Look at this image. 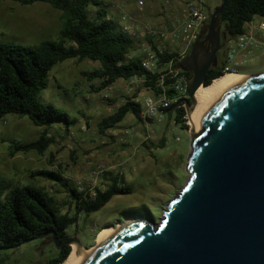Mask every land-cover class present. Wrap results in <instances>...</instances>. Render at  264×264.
<instances>
[{"label":"rangeland","instance_id":"rangeland-1","mask_svg":"<svg viewBox=\"0 0 264 264\" xmlns=\"http://www.w3.org/2000/svg\"><path fill=\"white\" fill-rule=\"evenodd\" d=\"M98 1L102 6L92 5L91 15H95L99 8H106L109 18L121 28L124 27L123 15L132 17L130 24L135 34L132 35L134 46L130 58L143 57V49L150 41V36L145 33L146 27H157L177 17L180 19L182 14V7L170 0ZM139 1L144 3L142 12H138ZM206 1L210 15L222 3V0ZM61 14L46 3L25 6L0 0V42L33 47L47 40L59 41L63 26ZM262 20L264 18H256V22ZM226 51L227 47L223 46L224 57ZM99 67V63L88 60L59 63L49 74L48 87L39 94L43 104L52 105L76 121L69 129L38 127L28 117L16 114L0 120V181L10 187L28 184L42 187L55 196L63 212L75 213L70 207L72 199L66 187L33 176L34 172L60 173L79 192L88 191L92 184L106 189L113 179L124 177L125 184L131 188L130 194L115 196L96 213H80L77 225L68 229L69 237L77 236L87 250L98 244L101 231L120 228L128 219L160 223L169 202L187 183L192 141L200 134V128L192 129L187 112L184 123H177L175 109L148 124L130 113L120 126L101 133L99 123L128 99L139 97L142 88L131 90L119 80L97 92L101 80L90 81L87 75ZM263 72L264 50L256 51L239 68L242 76ZM127 129H133V134H124ZM43 133L54 140L44 153L32 151L12 155L15 145L36 141ZM162 141L165 147L158 148ZM103 169L104 174H93ZM59 250L53 237L46 236L22 244L18 249L1 252L0 264H48Z\"/></svg>","mask_w":264,"mask_h":264},{"label":"water","instance_id":"water-1","mask_svg":"<svg viewBox=\"0 0 264 264\" xmlns=\"http://www.w3.org/2000/svg\"><path fill=\"white\" fill-rule=\"evenodd\" d=\"M181 61L188 83L186 112L196 105L223 49L218 15ZM202 113L188 158L189 178L167 205L160 223L128 219L75 264H264V72L247 75ZM57 248L64 241L53 236Z\"/></svg>","mask_w":264,"mask_h":264},{"label":"trees","instance_id":"trees-1","mask_svg":"<svg viewBox=\"0 0 264 264\" xmlns=\"http://www.w3.org/2000/svg\"><path fill=\"white\" fill-rule=\"evenodd\" d=\"M21 5L46 3L62 12L61 39L47 40L33 47L15 43L0 42V120L9 114L28 117L38 127L46 129L61 126L69 129L76 121L68 114L59 112L52 105L43 104L39 99L42 90L48 87L49 74L59 63L66 60H88L99 63L100 67L88 73V79H100L96 89L100 92L114 85L119 80L131 77H147V86H155L157 75L146 71L142 66L143 57L130 58L134 38L124 32L118 24L109 18L106 8H99L91 15V6H102L98 0H9ZM223 2V0H222ZM222 4V3H221ZM221 6V5H220ZM219 6V7H220ZM217 7L216 9H218ZM264 17V0H226L224 11L218 15V24L222 27V45L245 33V25L254 17ZM207 33L202 39L206 37ZM222 59L209 71L205 86L225 73L224 53ZM175 55L164 53L161 58L166 62ZM224 57V61H223ZM190 79L192 74L184 72ZM128 99L115 113L99 123V130L117 128L130 113L139 120L141 107ZM189 102V100H188ZM176 122L184 123L186 109L175 106ZM54 142L47 138V133L29 143L14 146L12 155L36 151L44 153ZM164 141L158 148H164ZM58 182L68 190L71 196L70 211L63 212L54 195L37 185H17L10 187L0 181V253L18 249L22 244L54 236L64 241L69 237L68 229L77 225L79 214L96 213L102 210L115 196L130 194L131 188L125 184L123 176L112 180L106 189L97 188L95 195L89 191L79 192L71 187L64 177L57 172L41 170L33 173ZM71 252V246H63L48 264H63Z\"/></svg>","mask_w":264,"mask_h":264},{"label":"built area","instance_id":"built-area-1","mask_svg":"<svg viewBox=\"0 0 264 264\" xmlns=\"http://www.w3.org/2000/svg\"><path fill=\"white\" fill-rule=\"evenodd\" d=\"M182 7V14L172 21H167L157 27H146L145 33L150 36L149 43L143 49V68L153 75H157L155 86H147V77H131L123 80L131 90L142 88L139 97L134 102L139 104L140 121L150 123L168 109L185 108L189 100V78L184 74L181 61L187 57L191 49L202 40L208 32L211 15L206 0H170ZM171 3V6H172ZM144 3L138 2V12H142ZM254 17L245 25V33L227 43L223 72L227 74H241L239 68L251 59L256 51L264 50V20L256 22ZM123 31L134 35L129 14L123 15ZM164 53L175 57L162 62ZM144 94V95H143ZM143 95V96H142ZM133 129H127L124 134H133ZM105 170L94 172V175L104 174ZM96 184H92L88 191L95 195Z\"/></svg>","mask_w":264,"mask_h":264},{"label":"bare ground","instance_id":"bare-ground-1","mask_svg":"<svg viewBox=\"0 0 264 264\" xmlns=\"http://www.w3.org/2000/svg\"><path fill=\"white\" fill-rule=\"evenodd\" d=\"M248 76H242L240 74H227L223 77L215 79L209 86H202L196 93V105L194 106L191 114L189 115V123L193 130H198L201 124V116L203 111L228 87L234 84L238 80L247 79ZM121 226L120 228H122ZM119 228V229H120ZM118 229H104L99 234V242L94 247L96 248L102 240L115 232ZM93 248V249H94ZM87 250L84 247H81L78 243L73 242L71 244V252L67 260L63 264H75L80 258L91 250Z\"/></svg>","mask_w":264,"mask_h":264},{"label":"flooded vegetation","instance_id":"flooded-vegetation-1","mask_svg":"<svg viewBox=\"0 0 264 264\" xmlns=\"http://www.w3.org/2000/svg\"><path fill=\"white\" fill-rule=\"evenodd\" d=\"M203 40L204 39L200 40V42L203 41ZM221 52H222V50L218 53V58H217V61L215 63H219L220 59H222ZM220 64H221V62H220Z\"/></svg>","mask_w":264,"mask_h":264},{"label":"crops","instance_id":"crops-1","mask_svg":"<svg viewBox=\"0 0 264 264\" xmlns=\"http://www.w3.org/2000/svg\"><path fill=\"white\" fill-rule=\"evenodd\" d=\"M132 58V57H131ZM242 75V74H241ZM129 186V185H128Z\"/></svg>","mask_w":264,"mask_h":264}]
</instances>
